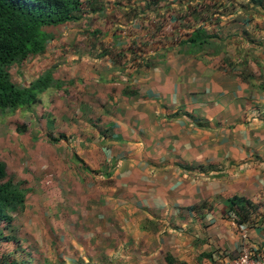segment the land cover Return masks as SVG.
Masks as SVG:
<instances>
[{"label": "crops", "instance_id": "1", "mask_svg": "<svg viewBox=\"0 0 264 264\" xmlns=\"http://www.w3.org/2000/svg\"><path fill=\"white\" fill-rule=\"evenodd\" d=\"M84 1L9 71L27 86L53 70L44 132L71 133L97 172L61 188L33 178L0 222V264H233L243 247L264 259V0ZM85 115L99 126L70 122ZM235 196L257 205L246 222Z\"/></svg>", "mask_w": 264, "mask_h": 264}, {"label": "trees", "instance_id": "2", "mask_svg": "<svg viewBox=\"0 0 264 264\" xmlns=\"http://www.w3.org/2000/svg\"><path fill=\"white\" fill-rule=\"evenodd\" d=\"M151 2L156 3L157 0ZM256 2L262 4L261 0ZM84 5V0H0L1 116L38 104L42 93L59 85L52 69H47L23 86L12 80L9 68L28 57L44 53L47 43L55 36L48 28L77 20V14L83 12ZM211 38L214 37L206 35L197 40L208 43ZM108 54L117 58L110 52ZM25 202L24 189L8 178L6 165L0 162V222L10 224L15 214L23 210ZM231 203L240 222L248 221L257 209L251 200L238 196L233 197Z\"/></svg>", "mask_w": 264, "mask_h": 264}, {"label": "rangeland", "instance_id": "3", "mask_svg": "<svg viewBox=\"0 0 264 264\" xmlns=\"http://www.w3.org/2000/svg\"><path fill=\"white\" fill-rule=\"evenodd\" d=\"M62 28L63 26L60 25L48 28V30L58 34ZM13 68L10 69L13 70ZM42 103L33 105L26 110H18L8 116L0 115V124L5 123V118L9 121L8 132L0 135V162L6 165L8 178L19 183L24 189L26 200L30 199L36 189L38 182L35 184L33 181H39L40 178L46 176L49 180L44 184L52 185L57 180L58 185L55 183L52 188H56V185L61 188L59 183L62 175L68 172L79 174L85 172L87 168L82 161H76L78 158L76 152L79 149L75 146L71 147L68 141L72 140L71 133L61 132L62 135L57 133L55 137L46 136L47 133L44 132L43 127L44 117L47 115ZM76 119L87 122L93 127L99 126L101 122V117L88 118L87 115L73 117L70 122H76L74 121ZM11 126L14 127L13 132L9 128ZM83 134L85 135L86 132L81 131L82 136H84ZM25 136L29 137L27 145H24L25 142L22 140ZM87 170H92L93 173L97 172L96 169L87 168ZM31 175L33 176L31 177ZM27 193L31 195L27 196Z\"/></svg>", "mask_w": 264, "mask_h": 264}, {"label": "built area", "instance_id": "4", "mask_svg": "<svg viewBox=\"0 0 264 264\" xmlns=\"http://www.w3.org/2000/svg\"><path fill=\"white\" fill-rule=\"evenodd\" d=\"M233 264H264V259L254 256L248 247H243L242 251L234 257Z\"/></svg>", "mask_w": 264, "mask_h": 264}]
</instances>
